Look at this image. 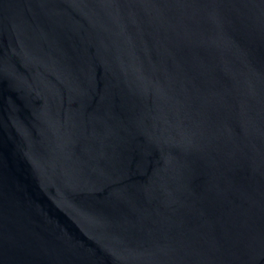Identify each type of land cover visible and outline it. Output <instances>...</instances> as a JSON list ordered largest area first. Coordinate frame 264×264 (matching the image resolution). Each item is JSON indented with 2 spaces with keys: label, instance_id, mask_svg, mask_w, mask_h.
Segmentation results:
<instances>
[{
  "label": "water",
  "instance_id": "1",
  "mask_svg": "<svg viewBox=\"0 0 264 264\" xmlns=\"http://www.w3.org/2000/svg\"><path fill=\"white\" fill-rule=\"evenodd\" d=\"M0 264H264V0H0Z\"/></svg>",
  "mask_w": 264,
  "mask_h": 264
}]
</instances>
